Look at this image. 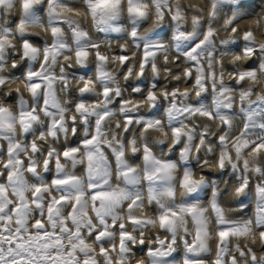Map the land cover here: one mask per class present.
Segmentation results:
<instances>
[{
  "label": "clouds",
  "instance_id": "1",
  "mask_svg": "<svg viewBox=\"0 0 264 264\" xmlns=\"http://www.w3.org/2000/svg\"><path fill=\"white\" fill-rule=\"evenodd\" d=\"M0 264H264V0H0Z\"/></svg>",
  "mask_w": 264,
  "mask_h": 264
}]
</instances>
